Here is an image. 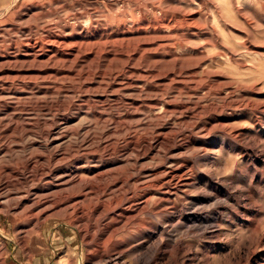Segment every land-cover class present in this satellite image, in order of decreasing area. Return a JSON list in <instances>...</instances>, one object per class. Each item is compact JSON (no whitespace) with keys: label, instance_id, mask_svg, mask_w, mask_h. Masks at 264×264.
<instances>
[{"label":"rangeland","instance_id":"1","mask_svg":"<svg viewBox=\"0 0 264 264\" xmlns=\"http://www.w3.org/2000/svg\"><path fill=\"white\" fill-rule=\"evenodd\" d=\"M0 77V264H264V0H0Z\"/></svg>","mask_w":264,"mask_h":264},{"label":"bare ground","instance_id":"2","mask_svg":"<svg viewBox=\"0 0 264 264\" xmlns=\"http://www.w3.org/2000/svg\"><path fill=\"white\" fill-rule=\"evenodd\" d=\"M41 46V45H40ZM36 54V53H35ZM39 55V54H38ZM15 70V69H14ZM51 77V76H50ZM1 78V77H0ZM7 79V78H6ZM3 80V79H2ZM1 80V82H2ZM3 83V82H2ZM1 85V84H0ZM2 86V85H1ZM131 87V86H130ZM121 91V90H120ZM9 93H10V90H9ZM9 115V114H8ZM10 116V115H9ZM8 117V116H7ZM14 118V117H12ZM11 118V119H12ZM4 120V119H3ZM1 121H2V118H1ZM8 121V120H7ZM14 121V120H13ZM143 121V120H142ZM11 122V121H10ZM16 122V121H15ZM19 122V121H17ZM2 123V122H1ZM9 123V122H8ZM13 123V122H12ZM11 123V125H12ZM3 124V123H2ZM14 124H18V123H14ZM10 125V124H9ZM18 127V125H16ZM2 127V126H1ZM10 128V127H9ZM15 129V128H14ZM11 130V129H10ZM7 131H8V128H7ZM53 133V132H52ZM107 133V132H106ZM48 134V133H47ZM114 137V136H113ZM121 137V136H120ZM52 140V144H56L57 145H60V141L61 139L58 138V137H55ZM62 143V142H61ZM62 145V144H61ZM60 145V146H61ZM60 148V147H59ZM54 149V148H53ZM61 150V149H60ZM58 151V150H57ZM108 151V150H107ZM114 151V150H113ZM137 151V150H136ZM110 153V152H109ZM114 153V152H112ZM111 153V154H112ZM62 154V153H61ZM108 154V153H107ZM110 156V155H109ZM111 157V156H110ZM115 157V156H114ZM113 157V158H114ZM125 159V158H124ZM58 160V159H57ZM61 160V159H60ZM63 160V159H62ZM116 160V163H121L123 162V159H120V157H115V159H110V161H108L109 163H107L108 166L110 165H113L112 162H114ZM107 162V161H106ZM58 163V162H57ZM115 163V162H114ZM43 167V166H42ZM57 167V166H56ZM33 168V167H32ZM81 168V167H80ZM115 168V167H114ZM114 168H110L109 170H106L105 172L103 173H100L99 175H96L97 177L99 178H112V180H109L108 183L103 187L101 185V189H100V186H97L94 182V180L96 179H90L88 177L86 178H83L81 177L82 175L80 174H75V173H72L70 175H58L57 177L55 176H52L54 175V173H52V175L50 176V181L47 184V186L45 187H41V188H38L36 189L35 191L33 192H25V194L23 195H18V198L17 199H20V200H17V207L18 209L22 210V215L24 217H29V214L26 216L27 213L29 212H33L35 209H40L39 211L40 212H44L46 210H50L49 207H54L55 208H59L61 207V205H65V210L67 209L68 210H74L75 212L77 211V209H80L82 210L81 207H79V205L81 204V202H75L73 203L76 199H79V197H84V198H87L93 194H101V196H108L111 198V202H115L114 204H116L117 206H115L114 208H112V210H110V212L112 213H116V210L117 208L120 206L119 204L124 200V199H121L120 200H117V198L119 196H121L120 194L122 193V191L124 190L125 188V185L129 184L128 181H126V179H120V178H114V173L116 170L118 169H115L114 171ZM31 169V168H30ZM78 169V168H77ZM33 170V169H32ZM31 170V171H32ZM51 170V169H50ZM49 170V171H50ZM45 171V170H44ZM52 171V170H51ZM30 173V172H28ZM27 173V174H28ZM35 173V172H34ZM44 173V172H43ZM89 173V172H88ZM1 174V172H0ZM37 174V173H36ZM50 174V173H49ZM22 175V174H21ZM46 175V174H44ZM48 175V174H47ZM85 175V174H84ZM25 176V174H24ZM38 176V174H37ZM49 176V175H48ZM95 176V175H94ZM7 177V176H5ZM4 177V178H5ZM14 177V176H13ZM28 177V176H27ZM9 178V177H8ZM128 178V177H127ZM26 179V178H25ZM28 179V178H27ZM26 179V180H27ZM1 180V179H0ZM11 180V178H10ZM13 180V179H12ZM16 180H19L20 182V179H16ZM36 180V179H35ZM1 180L0 182V189L3 188L6 184V186H8L7 184H10L11 181H3ZM34 181V180H33ZM60 182L59 184H57L56 182ZM130 181V180H129ZM15 183V182H14ZM19 184V183H18ZM22 184H23V181H22ZM28 184V182H27ZM39 184V183H38ZM76 184H79V186L81 185V193H80V196L79 197H70L67 193L70 189V187H72L73 185H76ZM16 185V184H15ZM134 185V184H133ZM136 185V184H135ZM21 186V185H20ZM27 186V185H26ZM69 186V187H68ZM15 187V186H14ZM35 187V186H34ZM131 187V186H129ZM137 187V185H136ZM16 188V187H15ZM76 188H77V185H76ZM135 188V187H134ZM9 189V188H8ZM20 189V188H19ZM33 189V188H32ZM72 189V188H71ZM70 189V190H71ZM74 189V188H73ZM130 189V188H129ZM11 190V189H10ZM15 190V189H13ZM18 190V189H16ZM137 190V189H136ZM23 191V190H21ZM75 191V190H74ZM17 192V191H15ZM78 192V191H77ZM3 193V192H2ZM12 193V191H11ZM19 193V191H18ZM57 193H63L65 194L63 199H59V197H57L58 199H55V194L57 196ZM71 193V192H70ZM9 194V193H8ZM17 194V193H16ZM76 194V193H75ZM62 196V194H61ZM72 196V195H71ZM93 197V196H92ZM96 197V196H95ZM98 197V196H97ZM100 197V196H99ZM121 198V197H120ZM127 198V197H125ZM9 199V198H8ZM16 200V199H14ZM85 200V199H84ZM108 200V199H107ZM21 201H24L23 204H21ZM129 201V200H128ZM110 202V203H111ZM85 208V207H84ZM121 208V207H120ZM64 210V209H63ZM73 212V211H72ZM107 212V211H106ZM136 212V211H135ZM17 214V213H16ZM38 214V213H37ZM121 217V216H120ZM38 219V218H37ZM127 219V218H126ZM27 220V219H26ZM40 220V219H38ZM132 220V219H131ZM135 220V219H134ZM41 221V220H40ZM39 226H40V223H39ZM118 229V228H117ZM119 232V231H118Z\"/></svg>","mask_w":264,"mask_h":264}]
</instances>
